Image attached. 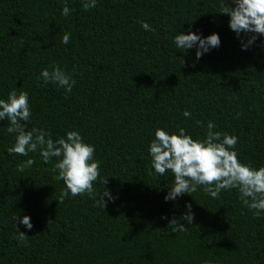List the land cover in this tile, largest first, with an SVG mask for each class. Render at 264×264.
<instances>
[{"label":"trees","instance_id":"trees-1","mask_svg":"<svg viewBox=\"0 0 264 264\" xmlns=\"http://www.w3.org/2000/svg\"><path fill=\"white\" fill-rule=\"evenodd\" d=\"M220 3L98 0L85 10L67 0L71 11L62 16L64 0H0V98L14 87L29 93L28 130L53 139L79 131L100 162L95 192L113 197H103L104 208L91 193L60 201L57 158L46 164L30 152L35 163L17 172L28 157L7 152L14 134L0 121V264H264V213L254 216L235 189L213 199L198 188L165 202L172 174L148 173L155 128L181 126L197 139L208 120L238 137L240 161L264 166V43L258 37L242 51ZM188 30L218 33L220 46L199 60L194 50L183 54L172 37ZM53 67L71 73L70 92L40 77ZM185 203L194 218L173 233L168 223L180 220ZM14 214L33 225L17 220L22 244Z\"/></svg>","mask_w":264,"mask_h":264},{"label":"clouds","instance_id":"clouds-1","mask_svg":"<svg viewBox=\"0 0 264 264\" xmlns=\"http://www.w3.org/2000/svg\"><path fill=\"white\" fill-rule=\"evenodd\" d=\"M97 2L81 0V6L87 10L95 8ZM70 11L67 0H64L60 14L68 16ZM217 13L228 17L227 27L235 34L242 51L253 45L258 37L264 43V0H221ZM139 23L145 31H154L147 22ZM68 42L69 33L65 32L61 43ZM172 43L183 54L194 50V57L199 60L202 55L220 46V38L215 32L203 36L198 31L194 33L188 30L186 34L177 31ZM39 75L44 82L54 83L68 92L76 83L71 73L58 67L51 70L44 68ZM31 115L27 91H18L14 87L6 98H0V121L6 120V132L14 134V141L7 152L28 157L17 164L16 171L22 173L35 163L28 155L30 152H38L46 164L55 157L52 171L56 174L55 179L63 182L59 200L91 193L95 197V204L104 208L107 201L103 197H107L108 201L113 197L106 188L98 194L95 192L93 182L100 174V162L94 157V145L86 142L77 130H66L63 136L56 139L43 130H28ZM182 115L188 118L191 113L185 110ZM216 127L214 121L208 120L204 125L203 138L197 139L181 126H177L174 132L162 127L155 128L147 145L150 157L148 173L151 175L154 170L160 176L166 172L172 174V186L167 187L168 191L163 197L165 202L175 200L182 194L196 192L198 188L213 199H218L222 190L235 189L241 204L259 217L264 213V166L254 167L240 161L235 147L238 137L228 132L214 131ZM102 183L105 184L106 179ZM184 207L185 212L180 220L173 219L168 223L173 233L184 232L187 227L181 221L191 224L194 218L191 204L185 203ZM161 219L166 217L161 216ZM17 220L26 230H31L33 225L28 215H13L15 238L22 244L27 236L17 227ZM203 264L212 262L206 259Z\"/></svg>","mask_w":264,"mask_h":264}]
</instances>
